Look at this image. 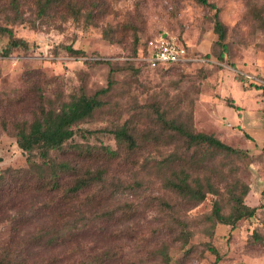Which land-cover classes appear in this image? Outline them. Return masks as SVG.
<instances>
[{
	"label": "rangeland",
	"instance_id": "1",
	"mask_svg": "<svg viewBox=\"0 0 264 264\" xmlns=\"http://www.w3.org/2000/svg\"><path fill=\"white\" fill-rule=\"evenodd\" d=\"M209 1L226 26L223 41L215 10L198 0H67L45 13L46 0H0V173L32 168L18 144L19 127L43 109L59 110L109 87L93 115L74 126L65 149L51 152L55 162L76 166L78 175L105 171L61 211L70 243L55 250L65 257L56 264H106L100 262L106 253L117 255L107 264H214L212 246L221 255L216 264H264V0ZM163 36L207 61L150 67L146 57ZM13 38L28 47L7 53ZM223 44L228 51L221 58ZM171 122L243 153L190 144ZM124 125L138 144L134 151L117 142L114 131ZM107 148L120 156L106 158ZM185 176L203 185V201L192 204L167 188L168 179ZM74 178L66 174L63 188ZM245 185V200L257 214L234 229L217 223L211 230L206 216L215 201L228 213L232 192L240 195ZM50 199L56 202L29 199L25 208ZM12 207L0 214V248L12 236ZM40 227L22 231L27 264L49 255L27 246ZM184 232L191 235L188 243Z\"/></svg>",
	"mask_w": 264,
	"mask_h": 264
},
{
	"label": "trees",
	"instance_id": "2",
	"mask_svg": "<svg viewBox=\"0 0 264 264\" xmlns=\"http://www.w3.org/2000/svg\"><path fill=\"white\" fill-rule=\"evenodd\" d=\"M198 1L215 10V31L219 40L223 41L226 38V26L220 19L219 8L209 0ZM53 4L64 6L70 3L67 0H46L41 6L42 11L47 12ZM108 36L109 32L106 33V37ZM181 43L188 47L187 44ZM16 47H28V43L22 38H13L10 46L7 47V53ZM222 47L223 52L220 57L224 58L228 47L226 44H223ZM68 50L75 54L84 53L83 50L76 49L73 46H69ZM147 63L150 67L156 69L172 65H183V63H162L153 67L149 62ZM108 88L97 91L95 96L92 97L86 95L74 97L59 110L43 109L41 115L29 125L19 127L18 144L27 154V160L32 168L9 169L0 173V214L3 213L4 206L9 203L13 204L12 209H15L17 214L11 218L13 231L9 243L0 248V264H27V256L22 249V240L26 238L27 234L22 233V231L24 228L38 227L39 225L41 227L37 229V233L29 236L27 246L47 251L49 255L41 258L36 264H56L60 261V258L65 259V257L55 253L56 249L68 246L70 243V235L67 232L70 226L66 221L63 222L65 215L61 214V211L70 208L73 202H76L79 196L85 193L93 184L102 181L105 171L101 169L97 171L88 170L85 176L78 175L76 166H73L69 161L55 162L51 159V152L65 149L67 141L71 140L76 134L74 126L93 115L100 104L98 96L106 92ZM231 106L240 109L234 103ZM169 125L185 136L190 144L207 145L227 155L243 153L241 149L223 142L215 135L188 130L174 122L169 123ZM114 132L120 146H127L129 151H134L137 148L136 139L127 126L124 125ZM105 156L112 159L119 157L120 153L118 150L107 148ZM37 157L43 160L42 164L37 163L35 160ZM66 174H73L75 178L73 185L64 189L61 180ZM166 186L192 204L201 202L206 198L203 185L200 182L192 185L186 176L168 179ZM210 190L213 191L214 189ZM248 191L249 186L245 185L240 195L232 192V206L228 213L224 212L221 202L215 201L211 213L206 216V219L211 222L209 228L212 230L217 223H222L230 225L234 229L239 222L254 217L258 212V208L246 202L245 195ZM42 197L47 198V200L55 198L56 202L54 199H50L48 202L46 201L47 203L44 202V204L34 206L32 209L25 208L29 199L34 200ZM57 209L60 212H57ZM73 227L75 228L74 225ZM190 237L189 232H184L182 235L185 243L189 242ZM210 250L216 255L214 262L216 264L221 259V255L214 246ZM116 256L115 254L106 253L100 257V262H106V264L113 262L117 260ZM164 259L169 263L167 254H164Z\"/></svg>",
	"mask_w": 264,
	"mask_h": 264
},
{
	"label": "built area",
	"instance_id": "3",
	"mask_svg": "<svg viewBox=\"0 0 264 264\" xmlns=\"http://www.w3.org/2000/svg\"><path fill=\"white\" fill-rule=\"evenodd\" d=\"M146 61L155 67L162 63H204L207 59L202 56H193L189 48L174 37L163 36L159 39L151 54L146 57Z\"/></svg>",
	"mask_w": 264,
	"mask_h": 264
}]
</instances>
